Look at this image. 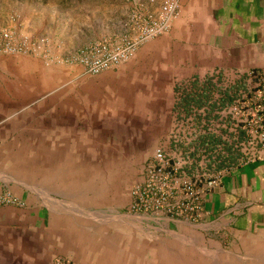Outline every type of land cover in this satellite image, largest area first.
I'll return each instance as SVG.
<instances>
[{
  "label": "crops",
  "instance_id": "crops-1",
  "mask_svg": "<svg viewBox=\"0 0 264 264\" xmlns=\"http://www.w3.org/2000/svg\"><path fill=\"white\" fill-rule=\"evenodd\" d=\"M161 1L94 0L98 3L91 11L77 9L71 11L72 18L60 20L66 21L67 29L89 26L106 35L119 34L136 9L152 11ZM179 3L169 30L141 45L128 62L111 71L122 89L149 90L151 111L164 121L177 116L175 96L184 88L191 90V83L219 77L226 87L240 76L264 71V0ZM111 19L110 24L118 25L114 31L109 30ZM92 40L81 42L74 37L65 43L75 49ZM138 68L141 78H135ZM21 69L23 81L7 77L0 83V138L18 136L19 130L30 126L33 131L47 129L24 125L23 112H18L19 90L32 95L43 86L26 81L34 79L33 72ZM76 102L71 100L68 111L74 128L75 116L80 114L73 108ZM2 169L0 191H6L15 182ZM19 193L21 200L31 203L28 188ZM70 209L66 213L0 209V264H55L57 257L68 264H264V158L235 165L224 174L217 186L204 193L202 212L194 221L130 211L75 213V208Z\"/></svg>",
  "mask_w": 264,
  "mask_h": 264
},
{
  "label": "rangeland",
  "instance_id": "rangeland-1",
  "mask_svg": "<svg viewBox=\"0 0 264 264\" xmlns=\"http://www.w3.org/2000/svg\"><path fill=\"white\" fill-rule=\"evenodd\" d=\"M92 1L0 0V37L7 33L13 42L26 41L31 47L0 55V83L7 77L23 81L21 68H30L34 79L26 81L42 82L43 86L32 95L19 90L15 104L18 112H23L24 125L47 128L33 131L30 126L19 130L18 136L0 138V167L15 182L4 189L18 198L23 188L32 192L31 203L22 199V207L0 209L66 213L73 207L75 213H127L131 189L140 181L143 165L156 147L168 145L174 120L164 121L151 111L149 90H124L111 72L131 58L96 74L85 72L78 62L86 46L115 43L131 32L130 21L125 31L112 35L89 26L67 29L66 21L60 18L73 17L71 11L77 9L91 11L98 3ZM113 21L108 22L112 31L118 27L110 24ZM74 37L81 42L90 37L94 40L73 49L66 43ZM139 71L135 78H141ZM124 81L125 86L126 77ZM73 99L77 102L72 107L80 111L75 116V128L74 117L69 114Z\"/></svg>",
  "mask_w": 264,
  "mask_h": 264
},
{
  "label": "built area",
  "instance_id": "built-area-1",
  "mask_svg": "<svg viewBox=\"0 0 264 264\" xmlns=\"http://www.w3.org/2000/svg\"><path fill=\"white\" fill-rule=\"evenodd\" d=\"M179 11V0H162L152 11L136 9L130 16L129 34L115 43L86 46L77 60L90 74L117 66L129 60L141 45L166 33ZM4 34L0 37V55L31 48L26 41L15 43ZM204 111V107L197 108L199 113ZM216 114L209 120L208 130L220 134L236 157L226 151L216 162L205 158L200 149L189 143L197 130L193 116H175L168 145L154 149L143 165L140 181L131 189V213L194 221L202 212L204 193L217 186L224 174L235 165L264 158V86L255 91L253 99H234ZM23 205L11 192L0 191V207ZM55 264L68 263L57 257Z\"/></svg>",
  "mask_w": 264,
  "mask_h": 264
},
{
  "label": "trees",
  "instance_id": "trees-1",
  "mask_svg": "<svg viewBox=\"0 0 264 264\" xmlns=\"http://www.w3.org/2000/svg\"><path fill=\"white\" fill-rule=\"evenodd\" d=\"M263 73V70L250 72L236 79L234 85L226 87H223L219 77H207L203 81L191 83V90L184 88L178 93L174 105L177 116H193L194 125L197 127L189 143L200 149L201 154L208 160L216 162L224 157L226 151L233 158L236 157V153L228 149L220 134L215 135L208 130L209 120L216 118V111L234 99H253L255 91L264 86ZM201 107L205 108L203 114L197 112V108Z\"/></svg>",
  "mask_w": 264,
  "mask_h": 264
}]
</instances>
